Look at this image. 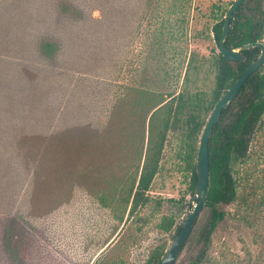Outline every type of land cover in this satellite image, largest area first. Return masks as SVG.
<instances>
[{
	"label": "rangeland",
	"instance_id": "obj_1",
	"mask_svg": "<svg viewBox=\"0 0 264 264\" xmlns=\"http://www.w3.org/2000/svg\"><path fill=\"white\" fill-rule=\"evenodd\" d=\"M101 2L93 17L105 30L112 22L120 42L128 25L126 46L87 78L83 95L72 91L64 103L49 92L41 111L50 106L55 120L15 134L13 150L11 134H0V264H144L157 246L168 251L193 204L173 135L150 201L131 213L127 200L146 156L150 111L183 89L194 52L210 59L220 51L212 32L225 19L218 0ZM213 77L202 75L198 86L209 92ZM8 108L0 104L7 124ZM235 178L238 198L219 207L225 216L209 245L200 237L211 214L205 208L176 264H264V119ZM19 184L22 198L12 193ZM171 216L175 225L165 231Z\"/></svg>",
	"mask_w": 264,
	"mask_h": 264
},
{
	"label": "trees",
	"instance_id": "obj_2",
	"mask_svg": "<svg viewBox=\"0 0 264 264\" xmlns=\"http://www.w3.org/2000/svg\"><path fill=\"white\" fill-rule=\"evenodd\" d=\"M101 1L0 0V96L3 97L0 104L3 108L10 107L4 115L9 114L8 119H11L9 124L0 119V134H11V150L16 142L15 134L25 130L36 133L42 127L39 124L44 127L55 120L50 106L41 111L40 103L49 92L54 89L59 101L64 103L72 91L83 95L87 78L104 63L115 60L119 44L126 46L128 25L124 35L120 36L123 37L120 42L112 22L105 30L101 19L93 17V11H102ZM236 1L218 0L214 8L218 12L223 11L222 15L226 17ZM224 20L217 22L212 31L219 49ZM232 22L234 27L226 41L228 47L239 49L247 44L263 42V0H246ZM244 53L247 60L241 62L228 61L221 50L210 59L201 58L194 52L183 89L169 94L165 101L150 111L146 156L127 200V204L132 205L131 213L150 201L149 192L160 173L171 135L180 142L179 158L190 176L187 193H195L197 152L203 128L220 98L258 59L261 49L252 48ZM211 74L214 77L208 92L199 87L198 82L202 75L206 78ZM96 76L89 91L93 95L100 92L97 88L101 77ZM144 94L141 92V97ZM19 95H23L22 98L15 101ZM15 117L16 122H12ZM263 119L264 66L249 77L239 95L223 111L210 139V189L206 208L211 214L208 228L200 235L207 246L225 216L219 207L230 205L238 198L236 167L248 157L250 144L262 127ZM15 158L20 166V157ZM1 168L2 163L0 172ZM24 191L20 184L19 189H12L18 198L24 196ZM174 225L175 219L166 217L161 228L169 231ZM181 229L179 225L178 232ZM166 249V244L157 246L144 264H160ZM191 264H200V261Z\"/></svg>",
	"mask_w": 264,
	"mask_h": 264
},
{
	"label": "water",
	"instance_id": "obj_3",
	"mask_svg": "<svg viewBox=\"0 0 264 264\" xmlns=\"http://www.w3.org/2000/svg\"><path fill=\"white\" fill-rule=\"evenodd\" d=\"M246 0H237L232 8L229 10L225 17L223 25V34L220 40V50L222 55L228 61H241L245 62L247 57L244 51L252 48H260L261 54L257 60H255L240 76L239 79L224 93L220 98L216 106L214 107L212 113L210 114L206 125L203 128L199 148L197 152L196 161V174L198 177V182L195 188V193L193 195V204L190 205V210L187 211L182 224L181 231L177 234L173 242L171 243L166 255L162 259L160 264H176L181 256L184 247L186 246L189 238L191 237L195 224L201 215V213L206 208L207 199L210 189V151L209 143L213 135L214 127L219 123L222 113L224 110L228 109L230 104L239 95L241 89L249 79V77L260 70L264 66V42H256L252 44H247L242 48L235 49L228 47L226 41L228 39L229 31L234 27L235 15L240 8V6ZM210 219V218H209ZM209 223V220H208ZM207 223V228H208Z\"/></svg>",
	"mask_w": 264,
	"mask_h": 264
}]
</instances>
